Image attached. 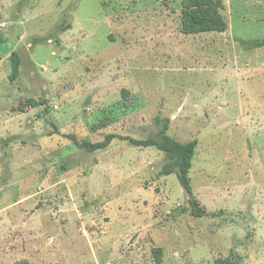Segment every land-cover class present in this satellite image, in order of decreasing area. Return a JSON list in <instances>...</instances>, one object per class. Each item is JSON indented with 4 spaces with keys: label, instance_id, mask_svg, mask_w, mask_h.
I'll list each match as a JSON object with an SVG mask.
<instances>
[{
    "label": "rangeland",
    "instance_id": "1",
    "mask_svg": "<svg viewBox=\"0 0 264 264\" xmlns=\"http://www.w3.org/2000/svg\"><path fill=\"white\" fill-rule=\"evenodd\" d=\"M217 2L225 31L186 33L183 0H0V264H264V0ZM155 117L196 140L201 214L127 139Z\"/></svg>",
    "mask_w": 264,
    "mask_h": 264
},
{
    "label": "trees",
    "instance_id": "2",
    "mask_svg": "<svg viewBox=\"0 0 264 264\" xmlns=\"http://www.w3.org/2000/svg\"><path fill=\"white\" fill-rule=\"evenodd\" d=\"M181 24L182 29L186 33L191 32H223L225 31L227 24L219 13V4L217 0H183L182 12H181ZM34 40H40L34 39ZM1 42V41H0ZM245 46L250 48L264 47V36L260 38L249 39L244 43ZM9 58L10 71L8 73L9 81H14L19 74L20 56L17 52L12 51ZM31 106L41 105L42 101H28ZM156 123H161V128L157 133V138L146 139H134L127 138L129 142L135 146L149 147L154 146L158 150L166 153L169 156H173L176 159V176L187 195L189 201V208H192L197 214H201L202 211L197 207L196 201L192 194L190 185V179L188 176L189 169L191 167V160L194 155V147L196 140H191L186 143L179 142L166 134L168 130V118L160 119L155 117ZM115 136L108 134L103 141L91 143L88 141L78 142L74 140V143L89 152L105 148ZM163 173H169L163 171ZM155 260H160V249H155ZM214 264H235L232 259L216 260Z\"/></svg>",
    "mask_w": 264,
    "mask_h": 264
}]
</instances>
